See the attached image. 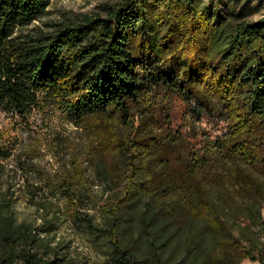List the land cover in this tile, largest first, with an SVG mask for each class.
<instances>
[{"label":"trees","instance_id":"1","mask_svg":"<svg viewBox=\"0 0 264 264\" xmlns=\"http://www.w3.org/2000/svg\"><path fill=\"white\" fill-rule=\"evenodd\" d=\"M54 1L0 0V112L58 118L45 153L69 157L51 170L26 148L32 201L46 190L92 229L80 205L102 207L116 264H147L143 246L175 255L186 235L190 264H264V17L241 0H122L32 27ZM18 142L0 130V264H62L45 241L55 223L20 220L1 189Z\"/></svg>","mask_w":264,"mask_h":264},{"label":"rangeland","instance_id":"2","mask_svg":"<svg viewBox=\"0 0 264 264\" xmlns=\"http://www.w3.org/2000/svg\"><path fill=\"white\" fill-rule=\"evenodd\" d=\"M120 1L122 0H56L50 5L47 12L34 22L32 27L48 30L47 24L60 21L63 13L103 16L104 8ZM241 3L253 9L249 20L257 21L264 17V3H260V0H241ZM17 120L0 112V130L9 133L10 136L19 134L17 153H22L23 164L19 165L15 157L4 162L5 172L1 176V189L12 188L16 192L15 208L20 214V220L35 221L37 225H40L46 215L49 220L55 223L53 233L46 237L45 241L50 244L58 256L63 258L62 264L69 262L74 264H116L117 255L111 234L113 229L106 220L107 214L102 207L96 208L87 201L83 206L80 205L85 214L91 216V222L96 226V229H92L84 220L76 219L63 200L51 196L46 190L43 191V194H37L34 201L31 199L35 192L36 179L31 173L25 171V168L32 162V159L26 154V148L33 144L40 145L42 153L36 162L46 165L51 170L57 166L61 159L66 162L69 160L66 155L56 160L45 153V149L49 145L48 141L51 140V134L55 130H60L58 118L54 119L53 123L46 125L43 123L41 114L35 112L29 123ZM200 126L213 138L222 135L226 129L225 123L208 118H204ZM186 130H190V125ZM65 134L74 139L78 138L73 127L67 128ZM55 147L57 146L55 145ZM87 166L89 165L87 164ZM87 175L94 182L93 194L98 198L104 196L106 187L99 181H95L96 177L90 168L87 170ZM44 202L48 204L49 212L44 213L39 209L40 204ZM127 240L128 243H132L131 237H128ZM182 244L184 249L175 255H171L170 251L164 252L162 249L150 253L149 249L143 246L142 257L148 259L147 264H190V236L186 235ZM241 264L260 263L245 260Z\"/></svg>","mask_w":264,"mask_h":264}]
</instances>
